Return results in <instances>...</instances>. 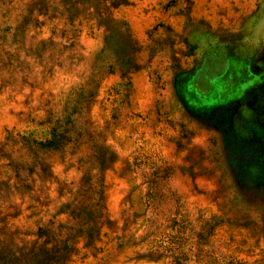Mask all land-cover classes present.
Returning a JSON list of instances; mask_svg holds the SVG:
<instances>
[{
  "label": "rangeland",
  "instance_id": "rangeland-1",
  "mask_svg": "<svg viewBox=\"0 0 264 264\" xmlns=\"http://www.w3.org/2000/svg\"><path fill=\"white\" fill-rule=\"evenodd\" d=\"M262 30L264 0H0V264H264Z\"/></svg>",
  "mask_w": 264,
  "mask_h": 264
},
{
  "label": "crops",
  "instance_id": "crops-1",
  "mask_svg": "<svg viewBox=\"0 0 264 264\" xmlns=\"http://www.w3.org/2000/svg\"><path fill=\"white\" fill-rule=\"evenodd\" d=\"M257 34H258V37H261V38H258V40H257L258 42L261 43V45L258 46L257 51H253V52H260V51L264 50V30L257 32Z\"/></svg>",
  "mask_w": 264,
  "mask_h": 264
}]
</instances>
